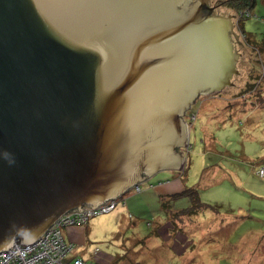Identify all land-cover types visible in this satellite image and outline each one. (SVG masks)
<instances>
[{
    "label": "water",
    "instance_id": "obj_1",
    "mask_svg": "<svg viewBox=\"0 0 264 264\" xmlns=\"http://www.w3.org/2000/svg\"><path fill=\"white\" fill-rule=\"evenodd\" d=\"M209 2L0 0V254L179 168L185 112L238 72Z\"/></svg>",
    "mask_w": 264,
    "mask_h": 264
},
{
    "label": "rangeland",
    "instance_id": "obj_2",
    "mask_svg": "<svg viewBox=\"0 0 264 264\" xmlns=\"http://www.w3.org/2000/svg\"><path fill=\"white\" fill-rule=\"evenodd\" d=\"M223 2L210 0L213 9L208 7L206 13L229 17L233 66L238 72L225 78L226 84L200 94L185 112L189 142L178 148L182 157L178 169L162 170L142 181V191L132 187L118 198L115 210L92 216L88 225L63 227L64 231L93 223L98 230L85 244L68 248L64 262L74 250L86 247L84 256L92 259L90 253L99 247L110 255L128 253L113 264H264V179L256 174L264 167V64L256 51L240 42L241 14ZM254 13L259 15L251 12L241 24L251 39L258 35L260 41L255 42L260 45L264 0H258ZM239 52L241 57L235 60ZM250 82L257 84L252 91L247 89ZM258 173L264 176V168ZM164 179L171 180L161 182ZM187 186H198L204 202L228 204L235 213L211 206L190 212L196 211L192 207L196 197L186 193L192 199L183 207ZM180 187L182 193L163 207L158 191Z\"/></svg>",
    "mask_w": 264,
    "mask_h": 264
},
{
    "label": "built area",
    "instance_id": "obj_3",
    "mask_svg": "<svg viewBox=\"0 0 264 264\" xmlns=\"http://www.w3.org/2000/svg\"><path fill=\"white\" fill-rule=\"evenodd\" d=\"M117 200L109 201L98 208L84 207L63 216L49 231L35 244H14L8 251L0 254V264H64V257L71 245L63 238V227L68 224L81 225L100 213L113 210ZM69 264H93L83 258H77Z\"/></svg>",
    "mask_w": 264,
    "mask_h": 264
},
{
    "label": "trees",
    "instance_id": "obj_4",
    "mask_svg": "<svg viewBox=\"0 0 264 264\" xmlns=\"http://www.w3.org/2000/svg\"><path fill=\"white\" fill-rule=\"evenodd\" d=\"M224 2L223 3H225L226 5H228V6H230L231 8H233V9H235V10H237L240 14H241V16H242V18L240 19L239 18V20H241L239 23H238V25L237 26H239V29H240V33H241V35L243 36V40L241 39L240 40V42L242 43V44H245V46H247L248 44L250 45V44H256L260 49L259 50H264V40L261 42V44L260 45H258L257 43H255V41L254 40H252L251 38H250V36L245 32V29H244V27H243V25L241 24L242 23V20H243V18L245 17V16H248V15H250L251 14V11L254 9V7H255V3H256V0H223ZM236 35V34H235ZM245 36V37H244ZM245 38V39H244ZM250 54H251V52H249ZM254 77V78H253ZM252 78L253 79H259V76L258 75H256V76H253L252 75ZM257 86V84L256 83H254V82H250V83H248V86H247V89L249 90V91H252L253 89L252 88H255ZM198 102V101H197ZM194 115V114H193ZM262 168H264V167H261V168H259L258 170H256V174L260 177V178H262V179H264V176H260V173H258V171L259 170H261ZM173 171H175V170H173ZM169 180H171V179H164V180H161V182H167V181H169ZM160 182V183H161ZM155 188H156V186H155ZM188 188V189H187ZM137 189H138V191H142V189H141V187H140V185L139 186H137ZM185 189H187V191H184ZM183 191H184V194H188L189 192H191L192 194H194L193 195V197L195 196L196 197V202L193 204V206L192 207H195L196 208V211L195 210H190V212H197V210H199L200 208H206L205 206H211L213 209H216V210H218V211H220V209L221 208H225V209H227L229 212H231V213H235V207H229L230 205H228V204H223V203H221V202H219V201H216L217 203L216 204H211V203H207V202H204L202 199H201V192H200V188L198 187V186H195V187H186ZM193 190V191H192ZM194 190L196 191L195 193H193L194 192ZM181 192V191H180ZM179 192H173L172 194H166V193H164V192H159V194H160V200H161V205L163 206V207H166L169 203H168V201L169 200H171L173 197H175L176 195L175 194H178ZM182 193V192H181ZM181 193H179V194H181ZM178 194V195H179ZM183 195L184 197H186V201H185V206H183L184 208L185 207H188L190 204V202H191V199H192V196H189V195ZM118 201L119 200H117V205H116V207L113 209V210H115L116 208H117V206H118ZM124 202H125V200H124ZM176 205H178V202H176ZM178 207V206H177ZM179 207H181V206H179ZM113 210H111V211H113ZM110 212V211H109ZM97 215V214H96ZM91 218V217H90ZM90 218L87 220V222H85V223H83V224H81V225H88L89 224V220H90ZM157 231V230H156ZM159 232V231H158ZM63 238H64V241L66 242V243H68L69 245H71V248H73L74 247V244L73 243H71V242H69L67 239H66V237H65V234H64V231H63ZM146 238V237H145ZM145 239H143V240H139V242L140 241H143V242H145L144 241ZM138 242V241H137ZM138 242V243H139ZM205 244L206 243H204V244H202L201 246H205ZM99 253L100 252V248L99 247H96V249H95V251L93 252V253ZM69 253V252H68ZM94 254V255H95ZM67 255V254H66ZM128 255V253H126V254H124V256H121L120 254H114V255H112V260H111V262L109 263V264H113V262H115V261H117V260H123L124 258H126V256ZM65 258V257H64ZM77 258H83L84 260H86V261H88V262H92L93 264H100V262L98 261V258H96V255H95V258H92V259H88V258H85V257H80V256H72V258H70L67 262H64V264H69L70 262H72V261H74L75 259H77ZM127 261V260H126ZM224 260H222V262H223ZM127 262H129V260L127 261ZM221 262V263H222ZM129 264H131V262H129Z\"/></svg>",
    "mask_w": 264,
    "mask_h": 264
},
{
    "label": "crops",
    "instance_id": "obj_5",
    "mask_svg": "<svg viewBox=\"0 0 264 264\" xmlns=\"http://www.w3.org/2000/svg\"><path fill=\"white\" fill-rule=\"evenodd\" d=\"M257 3H258V0H256L255 7L251 11L252 15H255L256 17L259 14L256 15L255 13L253 14V12H256ZM258 12H260V11H258ZM252 40L260 41L258 39V35L257 34L254 36V38ZM255 43L258 44V42H255ZM247 48H248V50H249V48H252L251 51H253V52L256 51L255 53L259 57H261V59L263 61V64H264V50L263 51L259 50L260 48L256 44L255 45L254 44H250V45L248 44ZM248 52H250V51H248ZM238 54H239V57H241V53L239 52ZM263 91H264V88L262 89V96H264ZM180 189H183V187H180V188H177V189H174V190L171 188L170 191L169 190H161V191H158V192H160V193L164 192L166 194H172L173 192H179ZM121 226H123V225L121 224ZM97 233H98V230L95 229V225H93V223L90 224V226H84V227H80V228H72V227L70 228L69 227V228H65L64 229V234H65L66 239L69 242L73 243L74 246H75L76 243L85 244L87 241L90 240V238H93V236H96ZM73 252H74L73 256L86 257L84 255H85V252H87V247L85 249L80 250V251H79V249H76V251L74 250ZM94 254L95 253H93V252L90 253L89 257L95 258V255H96V258H98V261L100 262V264H109L111 262V260H112V255L106 253L103 250H100V252L99 253L97 252L95 255Z\"/></svg>",
    "mask_w": 264,
    "mask_h": 264
},
{
    "label": "flooded vegetation",
    "instance_id": "obj_6",
    "mask_svg": "<svg viewBox=\"0 0 264 264\" xmlns=\"http://www.w3.org/2000/svg\"><path fill=\"white\" fill-rule=\"evenodd\" d=\"M203 7H205V8L207 7V9H208V7L211 8L212 6L210 7V6L206 5V4H205V5L203 4ZM211 9H212V8H211ZM212 11H213V10H212ZM212 11H211V12H212ZM209 14L211 15L210 12H209V13H206V14L204 13L203 15H209Z\"/></svg>",
    "mask_w": 264,
    "mask_h": 264
}]
</instances>
